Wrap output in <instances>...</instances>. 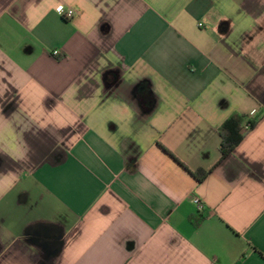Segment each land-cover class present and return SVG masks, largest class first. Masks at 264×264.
<instances>
[{"label": "crops", "instance_id": "0c3cea01", "mask_svg": "<svg viewBox=\"0 0 264 264\" xmlns=\"http://www.w3.org/2000/svg\"><path fill=\"white\" fill-rule=\"evenodd\" d=\"M0 264H264V0H0Z\"/></svg>", "mask_w": 264, "mask_h": 264}, {"label": "trees", "instance_id": "16d2710c", "mask_svg": "<svg viewBox=\"0 0 264 264\" xmlns=\"http://www.w3.org/2000/svg\"><path fill=\"white\" fill-rule=\"evenodd\" d=\"M247 122L246 118L241 115H233L229 118L221 128L222 145L221 153L222 157L229 155L235 150V148L244 140L248 130L245 129L244 124ZM249 130L254 128L255 122L248 121ZM199 180H203L206 177L204 172L196 174Z\"/></svg>", "mask_w": 264, "mask_h": 264}, {"label": "built area", "instance_id": "2783aa9c", "mask_svg": "<svg viewBox=\"0 0 264 264\" xmlns=\"http://www.w3.org/2000/svg\"><path fill=\"white\" fill-rule=\"evenodd\" d=\"M59 15L64 19H71L74 16V11L66 8H61L58 11ZM201 26V25H200ZM56 56L59 55L58 52L54 53ZM249 128V123L247 122V129ZM194 204L196 205L199 212H203L206 206L198 198L194 199Z\"/></svg>", "mask_w": 264, "mask_h": 264}]
</instances>
